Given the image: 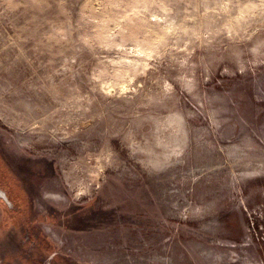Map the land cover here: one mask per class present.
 I'll list each match as a JSON object with an SVG mask.
<instances>
[{"label": "rangeland", "instance_id": "obj_1", "mask_svg": "<svg viewBox=\"0 0 264 264\" xmlns=\"http://www.w3.org/2000/svg\"><path fill=\"white\" fill-rule=\"evenodd\" d=\"M0 264H264V0H0Z\"/></svg>", "mask_w": 264, "mask_h": 264}, {"label": "water", "instance_id": "obj_2", "mask_svg": "<svg viewBox=\"0 0 264 264\" xmlns=\"http://www.w3.org/2000/svg\"><path fill=\"white\" fill-rule=\"evenodd\" d=\"M2 193V192H1ZM4 196V193L2 194Z\"/></svg>", "mask_w": 264, "mask_h": 264}]
</instances>
